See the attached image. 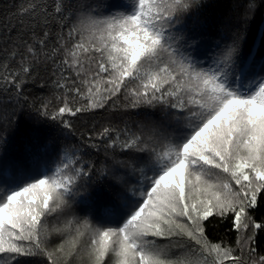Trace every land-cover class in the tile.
<instances>
[{
  "label": "snow or ice",
  "instance_id": "6c2138e0",
  "mask_svg": "<svg viewBox=\"0 0 264 264\" xmlns=\"http://www.w3.org/2000/svg\"><path fill=\"white\" fill-rule=\"evenodd\" d=\"M0 93V264H264V0H0Z\"/></svg>",
  "mask_w": 264,
  "mask_h": 264
},
{
  "label": "trees",
  "instance_id": "16d2710c",
  "mask_svg": "<svg viewBox=\"0 0 264 264\" xmlns=\"http://www.w3.org/2000/svg\"><path fill=\"white\" fill-rule=\"evenodd\" d=\"M8 3H12L13 0H7ZM225 3L230 2V0H224ZM29 88L31 90V94L34 96H39L41 94H47V88L43 90V92L39 89V81L37 82L36 85H29ZM6 97L0 93V116L5 115L7 112H11L14 105L13 104H7L5 103ZM98 116L103 115V113H97ZM71 119V117H66ZM22 122L18 125L16 134H15V139L20 142L22 141L30 131L31 127V121L27 119L26 115H22ZM77 125L80 124V118H77L76 121ZM72 142V141H70ZM257 219L260 218L261 215H264V208H261L258 210L256 213ZM209 233L210 236H212L214 239L215 238H223L224 240H231L232 242L235 241V233L229 231V223L227 221H220L219 223L217 221H213L212 225L209 227ZM258 243L261 245H264V232H261L258 236Z\"/></svg>",
  "mask_w": 264,
  "mask_h": 264
}]
</instances>
